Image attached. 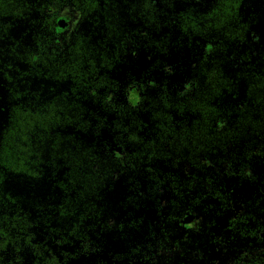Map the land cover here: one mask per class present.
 I'll return each instance as SVG.
<instances>
[{"label": "trees", "instance_id": "trees-1", "mask_svg": "<svg viewBox=\"0 0 264 264\" xmlns=\"http://www.w3.org/2000/svg\"><path fill=\"white\" fill-rule=\"evenodd\" d=\"M240 17L239 0H0V264L83 260L94 202L135 199L145 166L215 208L264 200V174L228 182L264 168V32ZM145 114L164 119L147 157Z\"/></svg>", "mask_w": 264, "mask_h": 264}, {"label": "flooded vegetation", "instance_id": "flooded-vegetation-1", "mask_svg": "<svg viewBox=\"0 0 264 264\" xmlns=\"http://www.w3.org/2000/svg\"><path fill=\"white\" fill-rule=\"evenodd\" d=\"M239 5L240 18L247 22L250 31H255V36H261L264 32V0H239ZM2 96L0 88V106L3 104ZM126 106L130 105L114 104L108 107L117 114L116 109ZM147 107L144 104L140 106ZM1 115L0 121L4 116ZM145 117L141 126L145 140L149 138L143 153L147 157L153 153L155 146L164 150V146L156 140L159 136L153 135L159 130L157 124L163 123L164 119L157 122L148 114ZM261 122L252 120L250 124L257 127ZM245 132L238 142L253 143L254 136L250 137ZM118 144L111 143L108 149H96L101 157L110 159L122 156L125 151L132 154L134 148L128 141ZM229 149V144L222 148L227 154H230ZM145 170L142 171L144 179L141 186L131 192L135 199H122L119 192H111L113 199L94 202V214L90 217L92 221L82 222L87 234L83 239L84 245L88 243V247L86 251L84 246L81 248L84 259L78 260L77 264H190L192 259L196 264H264V200L255 202L234 198L226 206L215 208L212 201H196L195 183H181V174H174L173 179L164 177L162 182H155L152 178L154 173H149L150 167L145 166ZM178 171L181 169L177 167L174 172ZM261 174H264V168L255 166L254 161L242 169L237 180L228 177V182L236 184L251 176L260 177ZM113 180L120 181L116 172ZM182 190L185 192L183 197ZM124 201L128 202L126 209L118 205ZM62 202L77 204L67 201L55 203ZM204 203L206 208L200 205ZM73 212L80 213L82 210L73 209ZM106 214L109 218H106ZM50 246L56 247L55 241L51 240ZM148 255H152L151 259L144 261Z\"/></svg>", "mask_w": 264, "mask_h": 264}, {"label": "rangeland", "instance_id": "rangeland-1", "mask_svg": "<svg viewBox=\"0 0 264 264\" xmlns=\"http://www.w3.org/2000/svg\"><path fill=\"white\" fill-rule=\"evenodd\" d=\"M190 264H196L194 261H193V259L190 261Z\"/></svg>", "mask_w": 264, "mask_h": 264}]
</instances>
